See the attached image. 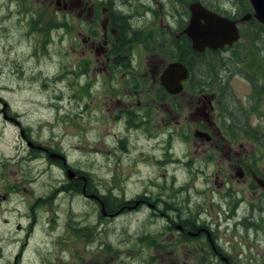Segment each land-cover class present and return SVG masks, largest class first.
Returning <instances> with one entry per match:
<instances>
[{
  "label": "rangeland",
  "instance_id": "rangeland-1",
  "mask_svg": "<svg viewBox=\"0 0 264 264\" xmlns=\"http://www.w3.org/2000/svg\"><path fill=\"white\" fill-rule=\"evenodd\" d=\"M68 1L64 19L49 0H0V96L21 125L0 116V223L20 222L26 229L19 240L34 226L18 264H170L169 256L160 260L159 245L140 240L144 234H160L165 219L151 216L145 206L113 219L103 217L59 167L27 146L20 130L64 153L70 167L87 174L91 189L97 188L110 207L146 190L161 207L188 217L191 213L201 222L216 213L219 222L227 205L255 201L247 183L253 175L264 176V76L257 71L264 69V31L253 25L254 18L241 21L250 11L247 0ZM193 1L237 19L240 38L228 50L206 53L201 58L205 64L197 58L193 62L192 81L177 98L179 123L168 122L163 112L157 118L151 114L148 126L125 131L115 125V110L108 109L121 81L102 80L91 66L81 64L91 58L82 54L84 33L95 25L99 38L105 30L107 37L117 35L132 52L133 70L146 71L150 78L158 61L165 66L190 55L176 34L187 25ZM92 3L100 10L95 21L76 16ZM108 11L120 16L117 25L107 24ZM204 96L215 97L213 119L241 152L237 164H222V151L213 145L207 152L209 144L193 135V99ZM159 119V127H153ZM198 259L195 253L188 262L198 264Z\"/></svg>",
  "mask_w": 264,
  "mask_h": 264
},
{
  "label": "flooded vegetation",
  "instance_id": "flooded-vegetation-1",
  "mask_svg": "<svg viewBox=\"0 0 264 264\" xmlns=\"http://www.w3.org/2000/svg\"><path fill=\"white\" fill-rule=\"evenodd\" d=\"M49 1L50 6H55L53 11H59L62 18L66 15L63 12L69 13V9H67L69 5L68 0ZM91 6V9L87 11L82 8L76 16L80 19L86 17L90 21H95V17L97 13H100V10L93 3ZM249 12H251V9L247 13ZM70 15L72 16V13ZM105 15L107 24L113 22V19L117 16L113 12L112 17L111 11L106 12ZM221 15L226 16L224 14ZM182 31L176 34V36L182 35V41L189 46V53L190 51L197 52L191 47L189 38ZM84 35L82 37V47L86 48V50H83L82 54L83 56L91 55V58L81 62V64H87L88 67L91 66L94 73L96 72L97 75L101 76L102 80H106L107 78L121 81L119 87L113 91V95L108 99L112 106L110 108L106 107L110 110H115V125L118 124L125 131L137 130L151 123V114H154L153 118H157L163 112L167 115L168 122L179 123L180 103L177 99L179 93L171 94L167 92L160 81L162 71L172 61L168 62L165 66L162 64L163 62L158 61L152 72L153 76L148 78L146 71L141 73L133 70L135 62L132 59V52L128 46L120 45L117 35L116 37H107L105 30V34L99 38V32L95 25H92L91 29H88ZM230 48L232 46L225 47L222 50ZM209 51L206 50L205 54L209 53L208 55H211ZM139 59L137 58V60ZM154 59L158 60V57L156 56ZM180 63L184 64L189 72L188 77L182 80L183 89L185 90L186 82L188 83L191 78V71L189 70L187 61L183 60ZM117 73L119 76L115 77ZM149 81L151 82V87L147 85ZM187 88L190 89V87ZM150 92L151 95L148 98L147 96ZM214 100L215 97L207 98L206 96L203 98L199 97L196 100L193 99L195 104L190 117L193 119L194 130H200L208 134L209 138L204 140L202 144H209L207 149L209 153L213 151V145H215L214 147L217 150H221L222 155L225 156V159H222V164H225L228 160H234V163L237 164L241 152L223 137L221 126H218L213 119ZM114 104L118 107L115 108ZM201 115L205 117V123ZM0 116L5 121H10L17 126H21L18 115H10L7 103L4 102L1 96ZM122 118H125L123 122L121 121ZM162 121L163 119H159V122L154 121L153 127H159V123ZM20 135L25 139L27 146L31 150L36 151L39 156L47 160L49 165L52 164L55 167H59L64 172V177H67L66 170L70 165L64 153L56 151L52 146L35 142L24 131V128H21ZM198 139H201V137L199 136ZM51 152L63 156L64 159L59 157L51 158ZM210 156L211 154L207 155V157ZM74 171L77 177L82 178L70 180V185L79 191L84 199L94 202L103 217L113 219L127 212H135L138 208L145 206V208H151V216L157 215L158 218L165 219L160 234H154V236L148 234H144V236L140 235L142 236L140 240H146L150 245L160 246V260L169 256V259L165 260L169 261L170 264H189L190 257L197 253L199 254L198 261L203 264H264V189L257 181L259 178L264 180V176L255 177L253 175L247 183V187L252 189L251 195L255 200L254 202L249 201L246 206H242L240 202H243V199H241L234 205L226 206L225 210L221 213V220L219 222L215 219L216 213L214 215L211 214L209 222H201L197 218H194L195 216L191 213L188 217L182 214L181 211L170 210L167 206H159L158 201H152L148 198L146 190L143 194L126 198L123 203L116 207H110L104 199L103 194L97 188L91 189L89 176L81 171ZM242 176L241 179L246 180L247 177H244L245 173ZM220 185L221 183L218 186ZM101 203L103 204V213L101 211ZM239 212H243L240 217H238ZM32 221H34L32 223H35V218ZM256 223H259L258 226H254ZM212 224H218V226L212 228ZM25 229L20 222L11 223L5 219V221L0 223V264H18L19 259L28 246V240L34 226L29 225V232L23 236L22 240H19L22 231ZM45 229L47 230V228ZM45 229L44 233L46 232ZM244 231L247 236L243 238ZM163 235H165L164 238H162ZM237 243L241 246L239 247ZM167 246H172V249H167ZM199 262L198 264H200Z\"/></svg>",
  "mask_w": 264,
  "mask_h": 264
},
{
  "label": "water",
  "instance_id": "water-1",
  "mask_svg": "<svg viewBox=\"0 0 264 264\" xmlns=\"http://www.w3.org/2000/svg\"><path fill=\"white\" fill-rule=\"evenodd\" d=\"M252 12L246 13L241 19L242 22L254 18L259 24L264 25V0H247ZM190 16L188 23L183 29V33L187 35L190 40L191 47L201 52L205 49L217 50L223 48L225 45H231L240 37L237 19H231L223 16L205 7L199 1L190 2L189 5ZM188 70L185 65L180 62L169 63L160 75L161 84L165 87L167 92L171 94H178L182 91V80L188 77ZM195 136H200L206 140L209 138L207 133L196 130ZM30 144V143H28ZM51 158H62L63 156L50 153ZM66 176L68 179H77L76 172L71 168H67ZM264 189V180H258ZM101 211L104 212L103 204L101 203Z\"/></svg>",
  "mask_w": 264,
  "mask_h": 264
},
{
  "label": "trees",
  "instance_id": "trees-1",
  "mask_svg": "<svg viewBox=\"0 0 264 264\" xmlns=\"http://www.w3.org/2000/svg\"><path fill=\"white\" fill-rule=\"evenodd\" d=\"M247 7H248L249 10L251 9L248 1H247ZM117 16L120 17L119 15H117ZM113 20L114 21L112 22V24L113 25H117L116 24V19L114 18ZM252 23H253L254 26H256V27H258L260 29L259 31H264V26L263 25L257 24L256 22H254V20L252 21ZM123 31L124 30H122V32ZM254 32L256 33L257 31L254 30ZM235 45L239 48V44L238 43L235 44ZM209 52H211L212 54L217 53V51H214V52L213 51H209ZM203 55H204V53H198V52L190 51V55L186 56V58H188V59H186V58L184 59V61H187L188 65H189L188 67H189V70L191 71V73H192V71L195 70V69H193V65L192 64H193L194 61H196V58H197L198 62L205 64V62L201 60V58L204 57ZM257 71L259 73L263 74V76H264V69L262 67H257ZM262 78H264V77H262ZM190 81H192L191 78H190ZM190 88H194V87H192L190 85Z\"/></svg>",
  "mask_w": 264,
  "mask_h": 264
},
{
  "label": "bare ground",
  "instance_id": "bare-ground-1",
  "mask_svg": "<svg viewBox=\"0 0 264 264\" xmlns=\"http://www.w3.org/2000/svg\"><path fill=\"white\" fill-rule=\"evenodd\" d=\"M240 38V37H239ZM237 41H235V42H233L231 45H233L234 43H236ZM231 45H225L223 48H225V47H228V46H231ZM223 48H221V49H217V50H211V49H205V50H203V51H201V52H198V53H204V55L203 56H205V51L207 50V51H220V50H222ZM212 54V53H211ZM184 65V64H183ZM182 82V81H181Z\"/></svg>",
  "mask_w": 264,
  "mask_h": 264
}]
</instances>
